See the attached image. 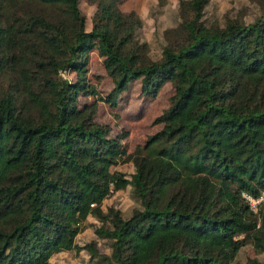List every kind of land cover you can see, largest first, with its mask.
<instances>
[{
  "label": "trees",
  "instance_id": "obj_1",
  "mask_svg": "<svg viewBox=\"0 0 264 264\" xmlns=\"http://www.w3.org/2000/svg\"><path fill=\"white\" fill-rule=\"evenodd\" d=\"M128 0H0V264H55L86 250L96 264H238L264 255V0L220 20L211 0H181L159 54ZM94 7L90 20L82 3ZM90 22V28H89ZM97 53L114 88L92 83ZM140 83L173 94L161 128L127 149L97 120ZM81 97L92 98L80 104ZM131 164L128 176L112 168ZM129 191L127 212L104 207ZM90 219L96 242L78 238ZM254 264H262L254 261Z\"/></svg>",
  "mask_w": 264,
  "mask_h": 264
},
{
  "label": "rangeland",
  "instance_id": "obj_2",
  "mask_svg": "<svg viewBox=\"0 0 264 264\" xmlns=\"http://www.w3.org/2000/svg\"><path fill=\"white\" fill-rule=\"evenodd\" d=\"M181 0H128L123 6L122 11L126 14L135 12L142 20L143 26L140 32V38L143 42L150 45L152 54H159L164 43L165 34L168 30L174 28L179 22V7ZM243 3L242 0H211L207 8V16L213 20H220L228 13H234ZM83 12L88 19L94 13V7L81 5ZM90 28V22H89ZM92 83L96 88L108 94L113 88V80L107 75L102 59L97 53L92 54L90 61V74ZM140 83H136L125 95L126 102L120 108L113 110L104 103H99V113L97 120L100 124L108 125L112 129V135L116 136L121 131L129 134L124 141L127 149L135 150L138 146H143L148 138L157 132L161 127L153 125L154 120L160 117L169 106V99L173 94V86L167 84L159 93L158 97L151 102L142 100ZM92 98L81 97L80 104H91ZM120 170L128 176L134 174V168L131 164H120L112 168V171ZM133 200L129 191L114 195L104 204L105 209L116 208L127 212L133 206ZM100 224L94 219H90L87 226L78 238L80 246H86L91 242L97 243V248L101 254L108 253L105 242L97 235L96 229ZM259 261L264 264V255L256 254L253 247L245 248L238 260V264H254ZM55 264H96L90 261V256L86 250L81 253L75 252L63 253L53 260Z\"/></svg>",
  "mask_w": 264,
  "mask_h": 264
},
{
  "label": "built area",
  "instance_id": "obj_3",
  "mask_svg": "<svg viewBox=\"0 0 264 264\" xmlns=\"http://www.w3.org/2000/svg\"><path fill=\"white\" fill-rule=\"evenodd\" d=\"M243 197L254 211H257L258 206L264 202V192L258 198H255L249 194H243Z\"/></svg>",
  "mask_w": 264,
  "mask_h": 264
}]
</instances>
